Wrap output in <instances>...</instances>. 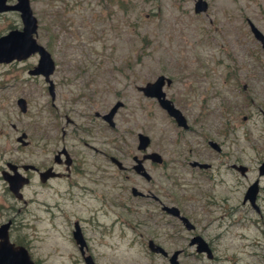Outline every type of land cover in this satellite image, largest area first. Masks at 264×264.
Instances as JSON below:
<instances>
[{
  "label": "rangeland",
  "instance_id": "1",
  "mask_svg": "<svg viewBox=\"0 0 264 264\" xmlns=\"http://www.w3.org/2000/svg\"><path fill=\"white\" fill-rule=\"evenodd\" d=\"M206 1L196 13L195 0H30L36 39L55 61L54 96L42 75L27 72L37 54L0 62V164L52 163L63 146L73 160L69 175L25 187L34 201L9 231L38 264H86L75 222L95 264H168L149 239L169 253L184 248L181 264H264V206L261 218L239 191L229 195L234 182L223 167L213 166L206 178L189 165L224 161L208 139L242 151L251 167L264 159V49L247 21L264 33V0ZM14 26H21L17 11L0 13V34ZM158 74L171 77L163 89L189 129L137 88ZM117 100L110 126L101 115ZM139 131L150 136L147 151L163 157L145 162L149 180L131 168ZM131 186L177 205L211 243L213 257L196 252L188 244L192 232ZM2 215L0 209V221Z\"/></svg>",
  "mask_w": 264,
  "mask_h": 264
},
{
  "label": "water",
  "instance_id": "2",
  "mask_svg": "<svg viewBox=\"0 0 264 264\" xmlns=\"http://www.w3.org/2000/svg\"><path fill=\"white\" fill-rule=\"evenodd\" d=\"M208 7L206 0H195L194 11L201 12L205 11ZM14 8L19 11L22 27L21 28H11L7 32L0 35V62H9L13 59H23L33 52L38 53L37 64L33 69L30 70L31 73H42L45 78L49 81V91L53 93L52 81L49 79L50 73L53 72L55 68V61L51 52L36 39V32L38 27L37 17L33 13V9L30 4V0H17L13 5L7 4L6 0H0V11L5 9ZM248 24L250 30L254 37L260 42L261 47L264 49V33L250 20L248 19ZM171 77L165 74H158L153 80L145 82L143 85H138L144 95L149 97H154L159 102L160 106L166 110V112L174 118L175 122L187 128L189 126L186 116L183 114L181 109H179L173 102L172 99L166 96V92L163 89L164 85H169L171 83ZM18 104L21 110H25V100L23 97L18 98ZM120 100L116 101L110 108V110L103 116L110 124H113L112 115L115 113L117 107L121 105ZM24 133L19 136L22 138ZM139 137L138 148H145L150 137L147 134L138 132ZM211 146L219 149V144L214 140H209ZM58 154H56L57 157ZM67 155V154H66ZM147 156L151 157L153 160L160 161L161 156L156 151H151ZM68 157V155H67ZM69 161V160H68ZM118 163H121L117 160ZM196 163L195 161L192 162ZM200 165H206L205 163H198ZM138 171H141L142 166L140 161L135 165ZM50 170L47 169V171ZM47 171L42 172L45 179L49 175L46 174ZM144 175H147L145 171H141ZM259 173L264 174V160L259 164ZM17 181V179H15ZM15 190L18 189L19 184H15L14 180L11 182ZM257 193V181L251 183L246 191L245 199L249 198L250 202L255 204V195ZM17 195H20L17 192ZM167 212L181 217V219L186 223L187 227L192 228L193 224L189 219L180 214L179 209L174 205L163 206ZM9 224L10 222H2L0 224V264H38L31 257L27 247L20 243H15L10 238L9 234ZM72 235L75 241L78 243L79 250L84 257L86 264H94V260L90 254H85L86 242L81 232V228L77 222L74 224V229L72 230ZM191 242L197 243V251L206 253V256L211 258L213 252L209 247L208 243L200 235H196L192 238ZM149 248L156 252H161L162 254H167V251L159 244H156L152 239L148 241ZM180 250L173 251L169 256V264H179L177 255Z\"/></svg>",
  "mask_w": 264,
  "mask_h": 264
},
{
  "label": "flooded vegetation",
  "instance_id": "3",
  "mask_svg": "<svg viewBox=\"0 0 264 264\" xmlns=\"http://www.w3.org/2000/svg\"><path fill=\"white\" fill-rule=\"evenodd\" d=\"M16 2H17V0H15L14 2H9V0H6V3L10 4V5L15 4ZM10 10L17 11L19 16H20L19 11L14 9V8L1 10L0 13H3L5 11H10ZM20 20H21V17H20ZM37 22H38V19H37ZM21 27H22V21H21V26L20 27H17V26L15 27L14 26V27H11V28H21ZM11 28H9V29H11ZM9 29H7V31ZM3 33H5V32H3ZM3 33H1V34H3ZM35 54L38 55L37 52H33L30 55H28L27 57L23 58V60L28 58L29 56H32V55H35ZM13 60H21V59H13ZM36 64H34V65L29 64L30 66L28 65L29 67H27V72L29 74H31V75H36V76L42 75L44 77L45 81L48 83L47 87H48V90H49V84L50 83H49V81L45 78V76L42 73H31L30 72V70L33 69ZM53 72H54V70H53ZM52 73H50V75ZM50 75H49V79L52 81V85H53V89H54L55 88V83L50 78ZM243 87L245 88V85ZM49 93L51 94L52 97L54 96V92L51 93L49 91ZM24 100H25V106L27 108V101H26L25 98H24ZM17 102H18V100H17ZM121 105H119V106H121ZM119 106L117 107L115 113L117 112ZM110 108L108 109V111L110 110ZM107 112H105V113H107ZM105 113H103L101 115V114H99V112H96L95 114L96 115H101V117L103 119H105V117L103 116ZM115 113H113V115H112V120L114 118ZM173 120H174V118H173ZM106 121L108 122V124L110 126L114 125V120H113V124H110L108 120H106ZM187 122H188V120H187ZM178 126H180V125H178ZM180 127H182V126H180ZM182 128L183 129H189L190 125L187 128H185V127H182ZM139 132H141V131H139ZM21 135H22V133L19 136H21ZM19 136H17V140L21 141L22 144H24V145L27 144L28 141L24 139L25 133H24V135L22 136L21 139H19ZM137 140H138V142H137V146L136 147H137V150L139 151V153L132 155L133 163L131 164V168L135 171V173H137L138 175H140V176L144 177L145 179L149 180L151 178V174L145 168V162L149 160V161H152V162L161 163L163 161V157L160 154L161 160L160 161H156V160H153L151 157L147 156V154H149L151 152V151H147V148H148V146L150 144L151 139H150L148 145L145 148H138V144H139V137L138 136H137ZM209 140H212V139H208V141H207L208 144L211 146V144L209 143ZM219 146H220L219 149H216L213 146H211V147L213 149H215L220 155H222V154L224 155L225 159L221 163L214 164L213 162H206V161H200V160H197V159H193V160L189 161V165L193 168L194 173H196L198 175H204L206 178H211L212 177L211 175H209V171L213 168V166H216L217 169H219L220 167H223L224 171L227 173V175L231 176V180L234 182V188L235 189H234L233 192L231 191L229 195H233V193H236V192L239 191L240 195L242 197V202L243 203H247L248 202L255 209L256 214H258L261 218H263V206H264V183L263 182H264V174H260L259 173V164L264 159L258 161L256 166L251 167L248 164L243 162V159L241 157L242 151L235 154V152L224 151V150H222V147H221L220 144H219ZM56 154H58L57 157H56ZM66 154L68 155V157H67ZM31 156H32V153H28V157H31ZM22 159L23 158H21L19 160H15L13 158H10V159L4 160L3 164H0V179H2V181L4 182V186L2 185V187L0 189V196L2 197L1 199H3V201L1 200V202H0V209H1L2 214H4V215H2V220L0 221V224L2 222L9 221L10 222L9 231H10V229L12 227L16 226L17 223L22 224L21 216H22V214H24L25 208L27 207L28 203H30L31 201H34L31 197H25V193H24L25 187L29 186L35 180V178H38L43 183H47L50 178L61 177V176H64V175H69L70 172H71V165H72V161H73L72 157L70 156V154H69V152H68V150L66 149L65 146H63V147H61V148L56 150V152L53 154V159H52L53 162L52 163H50V162L46 163L45 161H43L42 163H38V162H33V161H28V160L23 161ZM113 160L116 162V165L118 166V168L127 169L122 163H118L115 158H113ZM139 161H140V164L142 166L141 171H145L147 173L148 177L146 175H144L143 173H141V171H138L135 168V165ZM193 161H195L196 163L193 164L192 163ZM198 163H205L206 165H200ZM62 166H63V168H61ZM49 168H50V170L47 171V169H49ZM252 169L255 170L257 173H256V175L253 178H251V179L249 178L247 180L246 177H248L249 172ZM44 171H47L46 174L49 175L45 179H43L44 175L42 174V172H44ZM15 179H17V181H15ZM13 180H14V186H15V184H19L17 190H15L13 188L12 184H11V182ZM254 181H257V193L255 195V204L253 205L250 202L249 198L245 199L244 197H245V194H246V191H247L249 185L251 183H253ZM130 190H131V193L133 195H136V196H140V197L149 196V195L152 196L156 200L159 209H161L162 211L174 216L178 221H180V223L185 227L186 230L191 231L192 235L189 238V243L188 244L190 246L194 245V248H195L196 252H198L197 251V243L191 242L192 238L195 237L196 235H200L201 237H203V239L208 243L209 247L212 250L211 243L203 235H201V233L195 232V227H196L195 223H193L190 220L189 216H187V214L183 213L181 211V209L177 205L164 203L159 198L158 195L153 194V193L150 194L149 193L150 190H147V192H143L142 190L138 189L136 186H131ZM17 192H19L20 195H17ZM4 196L8 199L9 203L6 204ZM165 205H168V206L174 205V206H176L179 209L180 214L186 216L189 219V221L193 224V227L192 228L187 227L186 223L181 219V217H179L177 215H173V214L167 212V210H165L163 208V206H165ZM261 231H262V233L264 235V221L262 222ZM155 243L159 244L157 242H155ZM159 245H161V244H159ZM147 246L149 248L148 242H147ZM175 250H180V252L177 255V259L179 261V254L182 251H184L185 249L184 248H176L173 251H175ZM151 251L154 252V253H159V254L165 256L168 259V264H169V256H170V254L173 251L171 253H169L166 250L167 254H162L161 252H156V251H153V250H151ZM199 253H202V252H199ZM94 264H95V262H94ZM179 264H181L180 261H179Z\"/></svg>",
  "mask_w": 264,
  "mask_h": 264
},
{
  "label": "trees",
  "instance_id": "4",
  "mask_svg": "<svg viewBox=\"0 0 264 264\" xmlns=\"http://www.w3.org/2000/svg\"><path fill=\"white\" fill-rule=\"evenodd\" d=\"M264 66V65H263ZM16 243V242H15ZM17 243H19V242H17Z\"/></svg>",
  "mask_w": 264,
  "mask_h": 264
}]
</instances>
